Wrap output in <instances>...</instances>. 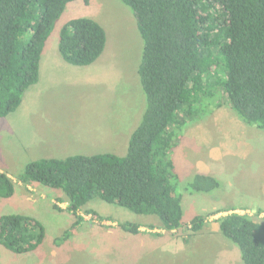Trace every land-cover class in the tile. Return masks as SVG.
<instances>
[{
  "label": "trees",
  "instance_id": "16d2710c",
  "mask_svg": "<svg viewBox=\"0 0 264 264\" xmlns=\"http://www.w3.org/2000/svg\"><path fill=\"white\" fill-rule=\"evenodd\" d=\"M74 1L0 0V118L14 113L37 84L45 44ZM119 1L133 12L143 41L137 73L145 110L126 155L43 158L27 163L17 177L23 186L42 185L66 197V211L75 221L57 244L70 238L82 223L79 212L95 199L155 216L158 228L168 233H199L207 217L223 212L183 222L172 152L184 129L227 105L242 123L264 130V0ZM105 46L104 29L89 18L68 21L58 38L61 58L75 67L94 64ZM219 188L214 177L196 174L182 189L210 194ZM14 194V182L0 172V199ZM224 213L217 221L219 233L239 249L242 264H264V222L234 210ZM139 227L119 224L131 235L139 234ZM45 236L32 217L0 216V245L14 254L36 250Z\"/></svg>",
  "mask_w": 264,
  "mask_h": 264
},
{
  "label": "rangeland",
  "instance_id": "374dc122",
  "mask_svg": "<svg viewBox=\"0 0 264 264\" xmlns=\"http://www.w3.org/2000/svg\"><path fill=\"white\" fill-rule=\"evenodd\" d=\"M75 18L92 19L106 33L104 52L88 67L69 65L58 52L61 28ZM142 50L143 41L135 16L119 0H92L89 5L77 0L66 6L45 44L40 78L24 94V97L29 91L35 94L33 99L32 96L26 99L31 101L29 108L23 111V97L14 113L0 118V172L10 177L15 185L11 199H0V216L19 214L36 219L45 229V240L36 250L21 255L0 245V264H242L239 249L220 233L212 235V227L208 228L210 232L193 235L188 229L161 235L155 231L160 230V222L155 216L136 215L100 199L91 201L79 212L82 223L67 241L57 244L75 221L66 211V197L58 190L38 184L26 187L18 182L17 177L24 166L39 159L104 153L118 157L126 155V144L145 110V97L137 73ZM48 58H55L59 63L52 60L45 63ZM206 117L192 123L191 127L187 126L190 136L193 135V126L207 125L205 136L210 143L221 139L227 145L231 141L226 138L234 137L250 149V155L247 159L234 154L217 159L219 165L214 167L213 173L218 177L214 178L219 181L220 188L211 194L193 195L204 206L196 205L191 213L185 206L183 222L192 218L194 213L203 214L214 205L223 213L231 208H264V131L242 123L227 105ZM213 121L216 126L211 129L209 126L212 127ZM228 121H236V127ZM103 128L107 131L116 129L113 132L122 137L124 152L96 147L91 138ZM35 136L40 145L34 144ZM64 138L66 142L62 141ZM205 151L207 154L200 159L214 166L216 161L209 156L207 149ZM199 153L203 151L191 152L187 158L195 161L194 156ZM185 156L172 152L173 162ZM175 168L176 172L177 169L184 170L182 164L175 165ZM188 181L182 179L178 182L183 198L190 194L182 189ZM212 199H216L214 205H211ZM54 205L60 211L55 210ZM107 220L110 224H105ZM259 221L264 222V217ZM122 223L147 226L149 231L145 229L137 236L126 233L128 237H123L125 233L119 228ZM120 236L124 239H119ZM145 236L158 239L153 248L145 246L142 241ZM116 240H122L121 244Z\"/></svg>",
  "mask_w": 264,
  "mask_h": 264
},
{
  "label": "crops",
  "instance_id": "0c3cea01",
  "mask_svg": "<svg viewBox=\"0 0 264 264\" xmlns=\"http://www.w3.org/2000/svg\"><path fill=\"white\" fill-rule=\"evenodd\" d=\"M51 60L53 62L59 63L58 61L55 60V58H53V59L48 58V60L45 61V63H48V62L50 63ZM41 65H43V64L41 63V60H40L39 78H40V75H41ZM31 96H32V99H33L35 94L31 93L30 91H29V93H27L25 95V97L23 96L24 97V100L22 99L23 100V104H22L23 111H24V109L27 110L29 108L31 101L30 102L26 101V99H27V97L30 98ZM204 119H205V117H204ZM234 122L233 121L232 122L228 121V124H230L231 126L234 125L233 127H236V125H237L236 121H234ZM213 123H214V121H213ZM191 124L189 125L190 127H191ZM192 125H194V124H192ZM215 126L216 125L214 123V124H212V127L209 126V128L213 129ZM206 128H208L207 125L206 126H199L198 128H195V126H193L192 127L193 135L192 136L189 135V131H188L189 128L188 127L185 128L184 131H183V136H182V138L180 140L179 146L174 150L175 153L180 152V154L181 153L182 154H186L185 157L177 159L176 162L174 161V166L175 165L179 166V165L182 164V167L184 168V170H181V169L178 170L179 167H177L178 168L177 172H176V168H175V172L179 176V180L180 181L182 179H190L191 177H193L196 174L215 177V173H213L214 172V167L217 164L219 165L218 160L220 158L225 157L226 155L234 154V155H238V156L240 155L242 158L247 159L249 157V155H250V149L248 147H245L242 144H240L234 137L226 138V139L231 141L227 145H225V143L221 139H216V140H214L213 143H210L209 140L205 136V129ZM195 129H197V134H195ZM229 129H231V128L229 127L228 130ZM114 130H116V129L112 128L111 131L110 130L107 131L105 128H103V131L99 132L98 134H96V136L92 137L91 141L94 144H96L97 148L100 147L102 149L104 148L103 150H113L115 152H117V151L121 152V151H123L125 149L124 148L125 146H124V143L122 141V137L119 134L114 133L113 132ZM262 131H264V130H262ZM257 132L260 133L261 131L257 130ZM34 140H35V143H34L35 145H40V142L38 141L37 136H35ZM62 141L66 142V138L62 139ZM125 142H126V139H125ZM126 146H128V145L126 144ZM62 149L65 150V147L63 146ZM205 149H207V152H209V156L213 157V161L214 162L216 161L214 166L211 163L207 164L206 163L207 161L205 162L204 159H200V157L203 154H207ZM198 150L199 151H203V153L202 154L199 153L197 156H194V158H196L195 161H191L189 158H187V156H189V153L194 152V151H198ZM224 165H225V163H224ZM224 165H223V167H224ZM181 171H184V173L181 174L180 173ZM186 171L187 172L189 171V173L186 174ZM215 178L218 179V177H215ZM187 195H189L188 196L189 198L188 197H185V198L182 197V201H181L182 210H183V217H184V211H185L184 208H185V206H187V211H190L189 213L192 212L193 207H196V205L204 206V204H203V202L201 200L195 199L196 197H192L193 195L196 196L198 194H187ZM184 201L186 202L185 204H184ZM210 202H211V205H214V203H216V199H212V200H210ZM218 210H219L218 207H215V205H214V207H212V209L208 208V211H203V213L210 214V213H213V212H219ZM231 210H234V212L239 213V214L245 213L246 215L251 217L254 221H258V222H260L259 220L264 217V208H262V207H257L256 210H252V209H241V210H238V209H233V208H231ZM226 214L227 213H220V214H217V215H213V216L211 215V216L207 217L206 222H205V226L199 233H203V231L204 232L208 231V230H210L208 228L212 227V229H211L212 230V235L218 234L219 233V228H218V222L217 221H218V219L220 217L225 216ZM196 215L197 214L194 213L193 217L196 216ZM253 215L254 216L256 215L257 217L256 216L254 217ZM192 218L190 217L189 219H186V222H184V223L188 224ZM106 223L110 224L108 222V220L105 222V224ZM71 224H73V222ZM207 224H210V225L211 224H215V225L214 226H210L209 225L208 227H206ZM139 226L140 227H139V234L138 235H140L141 233L145 232V229H146V231H149L147 229L148 228L147 226L146 227H144L143 225H139ZM155 231H157V233H159L161 235H165L166 233H168V232H165L164 230H161V229L160 230L155 229ZM175 232H177V231H172L170 233L174 234ZM208 232H210V231H208ZM123 233H125V232H123ZM124 235H125V237H128L126 235V233L123 234V237H124ZM123 237L120 236L119 239H121ZM131 237L132 236H130V238ZM145 237H146L145 240H142L143 243L145 244V246L150 245L153 248L152 245H155L157 243L158 239H150V236H145ZM116 241L118 243L120 242V244L122 242V240H116ZM144 241H146L147 243L144 242ZM135 247H137V246H135Z\"/></svg>",
  "mask_w": 264,
  "mask_h": 264
}]
</instances>
